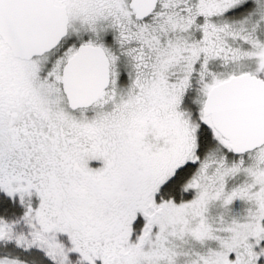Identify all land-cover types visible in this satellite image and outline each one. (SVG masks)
Returning <instances> with one entry per match:
<instances>
[{
  "label": "snow or ice",
  "instance_id": "1",
  "mask_svg": "<svg viewBox=\"0 0 264 264\" xmlns=\"http://www.w3.org/2000/svg\"><path fill=\"white\" fill-rule=\"evenodd\" d=\"M0 264H264V0H0Z\"/></svg>",
  "mask_w": 264,
  "mask_h": 264
}]
</instances>
